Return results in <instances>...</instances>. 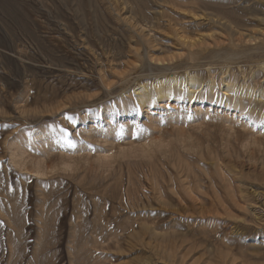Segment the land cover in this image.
Masks as SVG:
<instances>
[{
  "label": "rangeland",
  "instance_id": "rangeland-1",
  "mask_svg": "<svg viewBox=\"0 0 264 264\" xmlns=\"http://www.w3.org/2000/svg\"><path fill=\"white\" fill-rule=\"evenodd\" d=\"M260 90L264 0H0V264H264Z\"/></svg>",
  "mask_w": 264,
  "mask_h": 264
},
{
  "label": "bare ground",
  "instance_id": "bare-ground-1",
  "mask_svg": "<svg viewBox=\"0 0 264 264\" xmlns=\"http://www.w3.org/2000/svg\"><path fill=\"white\" fill-rule=\"evenodd\" d=\"M176 77V76H175ZM174 81H177V79H174L173 80V82ZM195 82V77H190V79H189V81H188V84H189V89H190V91H191V93H192V91L193 90H195V89H193V86H194V83ZM165 83V81H158L157 82V94H158V96L157 97H159L160 99H161V97L162 96H164L165 94H166V91L164 90V88H163V84ZM167 84V83H166ZM187 85V84H186ZM169 86V85H168ZM226 86H228L227 87V89H230V85H226ZM148 87L147 86H144L143 87V91L145 90L146 91V89H147ZM141 89V88H140ZM140 89H138V90H140ZM245 89V88H244ZM213 91V90H212ZM229 91V90H228ZM238 91V90H237ZM224 93V92H223ZM240 93V92H239ZM244 93V92H243ZM239 95V94H238ZM147 96L149 97V93H147ZM258 97L259 98H261V99H264V91L262 90H260V92L258 93ZM142 100V99H141ZM257 105V104H256ZM184 180H186V179H184ZM185 182V181H184ZM191 182H193L192 180H191ZM191 184H193V183H191ZM188 185V184H187ZM198 186V185H197ZM198 187H200V186H198ZM197 187V188H198ZM175 189V188H174ZM186 189H187V191H188V189L189 188H187L186 187ZM199 190H201V189H199ZM189 191H191V187H190V189H189ZM203 191V190H202ZM191 195H192V193H190ZM189 194V195H190ZM196 195V194H195ZM180 196V195H179ZM197 198H199L198 196H196ZM180 198H181V196H180ZM200 199V198H199ZM242 199V198H241ZM239 200V199H238ZM243 200V199H242ZM246 201V200H245ZM184 202V201H183ZM200 202V201H199ZM185 203V202H184ZM198 203V202H197ZM225 203V202H224ZM228 203V202H227ZM239 203H240V201H239ZM204 204V203H203ZM242 204V203H241ZM201 205V204H200ZM246 205V204H245ZM198 206V205H197ZM250 206V205H249ZM201 207V206H200ZM205 207V206H204ZM252 206H250V208H251ZM188 208H189V206H188ZM245 209H248V208H245ZM187 210V209H186ZM250 210H252V208L250 209ZM254 215H255V217L257 218V219H262V216H263V212L262 211H253L252 212ZM263 213V214H262ZM207 221V220H206Z\"/></svg>",
  "mask_w": 264,
  "mask_h": 264
},
{
  "label": "snow or ice",
  "instance_id": "snow-or-ice-1",
  "mask_svg": "<svg viewBox=\"0 0 264 264\" xmlns=\"http://www.w3.org/2000/svg\"><path fill=\"white\" fill-rule=\"evenodd\" d=\"M68 143L70 147H75V145L71 141H69Z\"/></svg>",
  "mask_w": 264,
  "mask_h": 264
}]
</instances>
